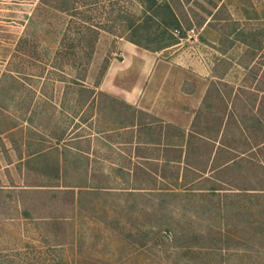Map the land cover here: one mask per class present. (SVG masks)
Here are the masks:
<instances>
[{"label": "rangeland", "instance_id": "1", "mask_svg": "<svg viewBox=\"0 0 264 264\" xmlns=\"http://www.w3.org/2000/svg\"><path fill=\"white\" fill-rule=\"evenodd\" d=\"M128 38L210 69L184 137L99 86ZM0 264H264V0H0Z\"/></svg>", "mask_w": 264, "mask_h": 264}, {"label": "crops", "instance_id": "2", "mask_svg": "<svg viewBox=\"0 0 264 264\" xmlns=\"http://www.w3.org/2000/svg\"><path fill=\"white\" fill-rule=\"evenodd\" d=\"M120 49L122 57L108 64L99 84L101 88L111 89L127 106L160 119L173 121V109H199L210 87L207 65H184L177 54L166 59L160 52L129 39H122Z\"/></svg>", "mask_w": 264, "mask_h": 264}, {"label": "trees", "instance_id": "3", "mask_svg": "<svg viewBox=\"0 0 264 264\" xmlns=\"http://www.w3.org/2000/svg\"><path fill=\"white\" fill-rule=\"evenodd\" d=\"M68 9L70 8V7H67ZM180 27H181V23H180V20L179 19H177L176 21H175V24L173 25V28L174 29H176V30H180ZM88 28H92L91 26H88ZM102 28V26L100 25L99 27H96V26H94L92 29H90L91 31L92 30H96V29H101ZM107 30H109V31H112V29H109V28H106ZM124 29V28H123ZM122 29V30H123ZM112 32H116V31H112ZM124 32H121V34H120V36H122V37H124ZM129 39V38H128ZM97 40V37L96 36H94L91 40H89V44H91L90 46H91V50H93L94 48V42ZM129 40H131V41H133L132 39H129ZM133 42H135V41H133ZM136 44H138V45H141V44H139V43H137V42H135ZM109 63V62H108ZM108 63H106L105 64V66H104V69H103V71H102V75L104 74V72H105V70H106V68H107V66H108ZM141 112H143L144 114H146V115H149V116H152L153 118H155L156 119V122H160V125H158V124H155V128L161 133V132H163L162 130L164 129V127L166 128V129H169V128H177L178 130H179V132H177V134H180V136L181 137H184L185 136V134H186V131L182 128V127H180V126H177V125H174V124H172V123H170V122H165L163 119H160V118H158V117H156V116H153V115H151V114H149V113H146V112H144V111H141ZM137 124L138 125H136V126H138V128L142 125V127L141 128H139V129H141V131H148L149 129H151L152 128V126H151V124H153V122H149V121H144V122H137ZM194 124H195V119H194ZM133 126H135L134 124H133ZM193 132H195V130L194 129H192V131H189V133L190 134H194ZM188 133V134H189ZM153 140L154 139H149L147 142L148 143H150V144H153ZM157 144V143H156ZM187 144L188 143H186V144H184V143H173V144H171V143H166V148H164V154H167V153H171V152H174V153H179V156L180 157H182L183 156V153L185 152V146H186V148H187ZM187 150V149H186ZM139 156L142 158V159H145V160H156V159H161V156L160 157H154V156H151V155H146L145 153H140L139 154ZM163 158V157H162ZM169 159H171V158H168V159H166L165 158V160H166V164L167 163H169L170 161H173V159H171V160H169ZM181 161V159H179V162ZM141 167V166H140ZM163 168H166V167H163ZM163 168H162V170H163ZM194 168H196L197 169V167L196 166H194ZM174 174H175V172H176V175H177V177H179L180 176V173H181V169H180V166L179 167H175V168H172V169H170ZM165 171H166V169H165ZM164 171V173H166ZM172 172H171V174H172ZM159 175H163V173H160Z\"/></svg>", "mask_w": 264, "mask_h": 264}]
</instances>
